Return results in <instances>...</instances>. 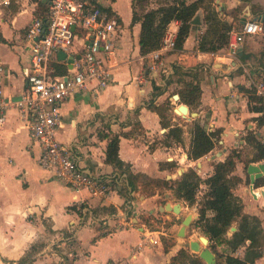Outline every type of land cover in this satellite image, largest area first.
<instances>
[{
    "label": "crops",
    "instance_id": "1",
    "mask_svg": "<svg viewBox=\"0 0 264 264\" xmlns=\"http://www.w3.org/2000/svg\"><path fill=\"white\" fill-rule=\"evenodd\" d=\"M10 1L8 7L0 6V46L8 45L12 52L7 57L0 55L6 102L17 101L25 89L26 75L31 70L23 36L32 20L44 17L30 0ZM131 3L132 0L101 2L118 17L120 24L115 53L107 61L110 83L97 93L85 90L71 94L61 106L62 123L56 132V139L67 146L80 168L94 177L112 181L115 190L102 197H91L87 191L74 192L52 172L42 169L37 163L39 147L30 138L28 119L9 107L0 127V264H15L28 253L32 258L30 264H65L71 253H57L53 248L63 247L69 240L78 248L72 264H166L176 254L175 245L164 252L160 237L166 236V232L150 227L155 221L147 224V216L155 220L163 214L165 224L169 214L175 213H161L159 207L156 212V206L178 204V215L185 213L184 219L190 216L192 222L198 217L197 204L187 207L175 200L170 191H155L153 196H146L141 189L131 193L132 200L126 202V195L121 192L128 191L126 175L105 163L107 143L114 135L120 136L118 156L130 173L166 181L178 179L189 169L201 179L209 177L214 164L224 162L231 151L240 153L245 147L250 148L245 142L249 132L264 144V123L258 125L260 113L249 110L250 81L264 79V34L246 36L236 58L229 57L226 49L215 54L199 52L197 44L205 30L203 12L199 10L197 23L192 25L183 49L163 53L155 71L151 70L150 55L139 53L140 25H131ZM155 7L156 4L150 6ZM213 7L218 18L232 29L264 13V0H214ZM125 11L126 16L122 14ZM177 29L176 22L168 27L174 36ZM77 46L78 41L72 49L76 57ZM53 65L70 68L57 54L50 62L54 68ZM174 66L199 75L200 101L192 109L185 105L186 117L173 111L184 104L170 100L178 85L166 87ZM153 85L163 90L153 99L155 106L170 101L172 112L167 120L170 127L182 128L181 142L168 138L169 129L162 128L156 113L148 109ZM194 120L207 133H214L216 141L210 153L191 161L187 151ZM160 164L165 167L160 169ZM178 170H182L181 175ZM234 174L242 181L234 195L241 199L245 214L259 218L264 232V197L255 199L250 194V179L242 161H236ZM205 190L206 186L201 185L198 201ZM262 190L264 186L254 188V192ZM175 201L181 203L174 204ZM80 207L81 215L77 213ZM32 246L36 250L30 252ZM255 264H264V255Z\"/></svg>",
    "mask_w": 264,
    "mask_h": 264
},
{
    "label": "trees",
    "instance_id": "2",
    "mask_svg": "<svg viewBox=\"0 0 264 264\" xmlns=\"http://www.w3.org/2000/svg\"><path fill=\"white\" fill-rule=\"evenodd\" d=\"M36 5L40 14L46 17L47 3L43 0H30ZM150 0H132V19L131 25L139 24V53L142 56L151 54L159 49L162 40L171 23L176 22L178 29L175 35L174 51H181L183 44L192 28V21L195 19L199 10L203 12V24L205 27L198 44L197 50L203 53H218L226 49L228 34L231 26L218 18V13L213 7L214 0H154L156 7L147 8ZM255 13V12H254ZM260 19L264 26V13L254 16ZM54 66V76H63L67 72L61 65ZM191 78V81H185L183 78ZM177 84L179 88L174 91L178 96L180 103L187 105L190 109L197 107L200 101L201 90L198 73L193 70H183L180 67H173V75L166 80V87L171 84ZM153 95L148 109L156 113L160 120V125L164 129H169L167 137L181 142L183 130L181 127H170L167 116L172 112L170 101L167 100L160 106H155L154 100L163 93L161 88L152 86ZM249 110L258 113L262 112L259 100L249 92ZM251 104L255 105L254 107ZM264 123V117L260 116L258 125ZM191 142L187 151V157L191 161H196L210 153L216 141L214 133H207L198 120L192 122ZM120 136L114 135L107 143L105 151V163L125 174L128 181V187L131 193L142 190L144 195L153 196L155 191L162 193L170 191L175 200L185 203L187 207L197 204L198 218L194 223V228L199 230L203 236L208 239V249L215 256V264H255L264 255V232L261 221L258 217L245 214L243 204L240 198L234 195V189L242 182L235 172L236 161H242L244 170H247L249 164L260 163L264 161V144L258 141L253 133H248L245 137L246 144L253 151L251 157L243 160L236 150L230 152L224 162H218L213 166V173L201 179L197 173L189 169L178 179L173 181L155 180L146 175H133L118 156ZM164 164L159 168L163 169ZM172 167V166H171ZM174 167V166H173ZM248 178L245 183L248 184ZM206 186L205 192L199 201L197 194L200 186ZM264 186V178H259L254 182V188ZM126 195V202L132 200L128 191H121ZM164 203V202H159ZM81 209L77 213L81 215ZM112 213V210H109ZM155 221L151 215L147 216L146 223ZM235 227V231L230 233V228ZM229 235V236H228ZM163 250L166 253L168 249L174 246L164 236L160 237ZM225 247V250L218 252L217 248ZM239 249H243L242 256L235 254ZM35 247L30 248L35 251ZM32 262L31 254L28 253L20 258L15 264H30ZM166 264H205L197 255L190 253L185 249H179L176 254L170 258Z\"/></svg>",
    "mask_w": 264,
    "mask_h": 264
},
{
    "label": "built area",
    "instance_id": "3",
    "mask_svg": "<svg viewBox=\"0 0 264 264\" xmlns=\"http://www.w3.org/2000/svg\"><path fill=\"white\" fill-rule=\"evenodd\" d=\"M103 1L106 0H51L46 17L31 21L22 40L30 54L31 71L26 75L25 89L17 101L3 99L5 71L0 64V127L5 122V111L13 106L22 118L28 119L30 138L39 147V166L52 172L74 192L87 191L91 197L105 196L116 185L80 168L67 146L56 139V132L62 123L61 106L71 94L85 90L97 93L110 83L107 61L115 53L120 24L118 17L101 4ZM10 2L0 0V6L8 7ZM263 34V23L257 18L232 28L228 34L227 55L236 58L246 36ZM76 40L78 57L72 50ZM174 45L175 36L167 30L159 49L149 54L151 70L156 71L162 54L174 51ZM59 52L71 57L72 62L65 75L54 76L50 62ZM250 89L259 100L260 116L264 117V79L250 81Z\"/></svg>",
    "mask_w": 264,
    "mask_h": 264
},
{
    "label": "rangeland",
    "instance_id": "4",
    "mask_svg": "<svg viewBox=\"0 0 264 264\" xmlns=\"http://www.w3.org/2000/svg\"><path fill=\"white\" fill-rule=\"evenodd\" d=\"M155 4V2L149 1L147 4V8H150L151 5ZM123 15L126 16L127 12H123ZM6 35H8V33L6 32V30L4 29ZM77 41V40H76ZM8 47V48H7ZM9 53L11 52V49L8 45H6V47H2L0 46V55L7 57L9 55ZM172 98H170L171 100ZM173 101V100H171ZM175 102V100H174ZM253 153V151L250 148H244V150L242 152H240V156L241 158L245 161L247 160L251 154ZM176 203H181V202H174V204ZM163 205L160 206H156V212H157V207H162ZM185 213H181V214H169V219L165 220V224L163 222V217H165L163 214H159L158 215V219H155V224L152 223V225L150 224V227L152 226L153 229L158 228L157 230L162 232L165 231L166 232V236H164L166 239L169 240V242H173L174 245L176 246V249H185L187 251H189L191 253V250L189 248V245L191 242H196L198 244V246H200V248H204V245L199 241V237H204L203 234L194 228V223L196 221V218L192 219V222L190 223L189 226L185 227V231H184V235L182 236H178V232L179 229L182 227V221L185 217ZM198 216V215H197ZM177 218V219H176ZM158 226V227H156ZM173 227V229H172ZM172 230L169 231L168 230ZM229 236V235H228ZM39 246V245H38ZM208 248V245H207ZM54 251H56L57 253L60 252H64L65 254H69L71 253V256L68 258V260L65 262V264H72L73 260L76 258L74 255L76 254V251L78 250V248H76V243L72 240H69L68 242H66V244L63 247H56L54 246L53 248ZM225 250V247L221 246L219 248H217L218 252H222ZM243 253V249H239L237 251V253L235 254L236 256H242Z\"/></svg>",
    "mask_w": 264,
    "mask_h": 264
},
{
    "label": "water",
    "instance_id": "5",
    "mask_svg": "<svg viewBox=\"0 0 264 264\" xmlns=\"http://www.w3.org/2000/svg\"><path fill=\"white\" fill-rule=\"evenodd\" d=\"M51 0H43L42 3H49ZM197 20L194 19L192 21V25L196 24ZM244 24V22H242ZM57 57L60 61H66L67 64H70L72 62V58L68 57L65 53L59 52L57 53ZM172 100L177 101L178 96L174 95L172 97ZM174 113L177 115H180L182 117H186L188 114V108L185 105H179L174 110ZM195 116L192 114V117ZM247 174L249 175L250 179V194L253 196V198H257L258 196L264 197V190L260 192H254V182L255 180L262 178L264 174V163H260L256 166L249 165L246 170ZM178 175L182 174V170L177 171ZM169 179V178H168ZM128 193L131 194V188L128 187ZM180 211V206L178 204L171 206L170 203H166L164 206L159 207V212L165 213V212H172L175 214H178ZM191 223V217L187 216L182 221V227L179 229L178 236L184 235L185 227L189 226ZM235 227L230 228L229 232L233 233L235 231ZM199 241L204 245V248H200L196 242H191L189 245V248L191 250L192 254L197 255L205 264H215V256L212 254V252L207 248L208 245V239L205 237H199Z\"/></svg>",
    "mask_w": 264,
    "mask_h": 264
}]
</instances>
